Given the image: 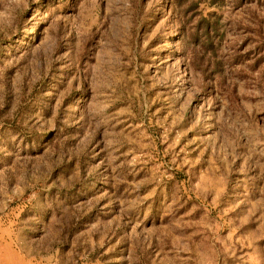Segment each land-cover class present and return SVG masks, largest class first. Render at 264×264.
<instances>
[{"label": "rangeland", "instance_id": "1", "mask_svg": "<svg viewBox=\"0 0 264 264\" xmlns=\"http://www.w3.org/2000/svg\"><path fill=\"white\" fill-rule=\"evenodd\" d=\"M0 264H264V0H0Z\"/></svg>", "mask_w": 264, "mask_h": 264}]
</instances>
